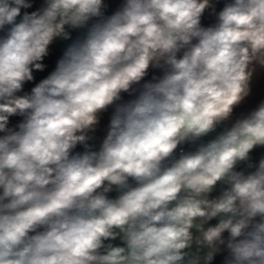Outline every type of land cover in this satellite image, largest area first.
<instances>
[{"label": "clouds", "instance_id": "clouds-1", "mask_svg": "<svg viewBox=\"0 0 264 264\" xmlns=\"http://www.w3.org/2000/svg\"><path fill=\"white\" fill-rule=\"evenodd\" d=\"M0 264H264V0H0Z\"/></svg>", "mask_w": 264, "mask_h": 264}]
</instances>
